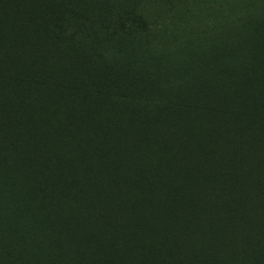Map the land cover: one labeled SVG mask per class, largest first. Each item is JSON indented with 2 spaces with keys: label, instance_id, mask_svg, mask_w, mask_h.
Masks as SVG:
<instances>
[{
  "label": "trees",
  "instance_id": "1",
  "mask_svg": "<svg viewBox=\"0 0 264 264\" xmlns=\"http://www.w3.org/2000/svg\"><path fill=\"white\" fill-rule=\"evenodd\" d=\"M1 169L103 264L264 257V0H0Z\"/></svg>",
  "mask_w": 264,
  "mask_h": 264
},
{
  "label": "rangeland",
  "instance_id": "2",
  "mask_svg": "<svg viewBox=\"0 0 264 264\" xmlns=\"http://www.w3.org/2000/svg\"><path fill=\"white\" fill-rule=\"evenodd\" d=\"M167 45L172 46L173 43L166 42L163 44V46ZM167 48L171 50V47ZM169 59L171 60V58ZM158 60H160V58L147 61L146 63L156 68L157 65H161V62ZM158 75L159 72L154 70L151 77L154 79L155 76ZM142 108L143 104L140 101L139 105H135L132 110L133 112H138ZM129 161L139 164V158L137 157H129ZM0 174H2V169L0 170ZM45 181L46 180L41 178L40 185L37 186L41 190L36 194L39 195L37 196V202L45 203L46 207L44 210H31L28 208L27 204L30 203L29 201L31 199L24 198L20 195L19 191V188L22 190L23 185H9L15 192V196L11 199L15 205V209L13 213L9 214L0 212V234L2 233L8 241V247H3L2 245L4 244L0 246V264H103V249H98L97 247L96 250H99L97 258H92L88 252L84 251L81 240H77V237L64 227V229L56 227L50 229V233L47 232L48 222L52 221L54 218L52 215L54 214V210L51 209V207L57 206L58 209L61 207L62 211L60 216L63 218L70 209L77 205L79 199L82 200V196L78 195L74 198L72 195L73 197L65 198V189L59 187L58 190H54L52 189V185L45 184ZM2 186L3 185H0V199L4 201L5 196H3L4 192ZM123 186L128 193L132 192L128 185ZM21 194L24 195L23 191H21ZM68 200L71 201L67 202ZM20 229L25 232L24 239L19 235ZM51 237L57 239L55 244ZM230 247H232L231 242H229L226 247L229 252H232L234 258V262L231 264L240 262L239 258L243 254L248 258L253 257L256 259V262H252L251 260V264H260V261H264V257H261L259 253H255L254 249L251 247L245 246L244 248H238L236 245V249L233 251L230 250ZM17 248H19V250H17ZM216 254V261L211 264L221 263L222 260L219 262V256L221 257L220 252L218 251ZM157 257L158 264H179L167 260L164 255ZM161 258H163V263H161ZM108 264L141 263H138L136 258L131 255H123L116 263L110 262Z\"/></svg>",
  "mask_w": 264,
  "mask_h": 264
}]
</instances>
